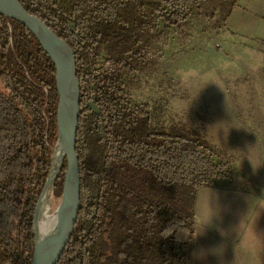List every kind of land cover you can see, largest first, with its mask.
Masks as SVG:
<instances>
[{"label": "trees", "instance_id": "trees-1", "mask_svg": "<svg viewBox=\"0 0 264 264\" xmlns=\"http://www.w3.org/2000/svg\"><path fill=\"white\" fill-rule=\"evenodd\" d=\"M19 1L72 47L81 88V209L57 264H191L197 190L231 180L230 165L205 139L156 122L129 81L167 32L211 3L220 28L239 0ZM58 100L51 58L26 26L0 13V264H32ZM66 169L67 160L58 198Z\"/></svg>", "mask_w": 264, "mask_h": 264}, {"label": "rangeland", "instance_id": "rangeland-1", "mask_svg": "<svg viewBox=\"0 0 264 264\" xmlns=\"http://www.w3.org/2000/svg\"><path fill=\"white\" fill-rule=\"evenodd\" d=\"M218 16L211 3L181 30L167 32L147 67L130 76V89L137 104L151 106L156 122L181 126L227 156L235 183L257 194L245 221L246 235L255 228L257 238L264 236V69L225 45L230 16L220 28ZM87 135L97 148L96 137ZM50 197L49 218L60 202L53 190Z\"/></svg>", "mask_w": 264, "mask_h": 264}, {"label": "crops", "instance_id": "crops-1", "mask_svg": "<svg viewBox=\"0 0 264 264\" xmlns=\"http://www.w3.org/2000/svg\"><path fill=\"white\" fill-rule=\"evenodd\" d=\"M228 21L230 30L223 36L225 45L245 55L251 67L263 70L264 0H239ZM254 52L260 55L258 60L252 56ZM254 124L259 122L254 120ZM216 154L230 165L224 153ZM250 183L251 188L259 187ZM257 200V194L236 184L233 176L231 180H217L214 186L200 187L195 201L191 264H264V236L256 238L255 228L246 235L245 229L248 209Z\"/></svg>", "mask_w": 264, "mask_h": 264}, {"label": "water", "instance_id": "water-1", "mask_svg": "<svg viewBox=\"0 0 264 264\" xmlns=\"http://www.w3.org/2000/svg\"><path fill=\"white\" fill-rule=\"evenodd\" d=\"M0 13L26 26L37 38L55 65L58 107V139L52 153L50 171L38 199L34 215L35 247L32 264H57L72 237L81 209V176L77 137L81 115V88L74 50L42 19L29 13L19 0H0ZM67 160L63 192L55 210V225L42 234L40 222L45 204L63 164Z\"/></svg>", "mask_w": 264, "mask_h": 264}, {"label": "bare ground", "instance_id": "bare-ground-1", "mask_svg": "<svg viewBox=\"0 0 264 264\" xmlns=\"http://www.w3.org/2000/svg\"><path fill=\"white\" fill-rule=\"evenodd\" d=\"M53 203H55V202H53ZM47 206H48V204L46 203L45 207L43 209V217H42L41 222H40V229H41L42 234H46L47 232H49L53 228V226L55 225V221H56L55 215L51 218L47 217V211H46Z\"/></svg>", "mask_w": 264, "mask_h": 264}]
</instances>
